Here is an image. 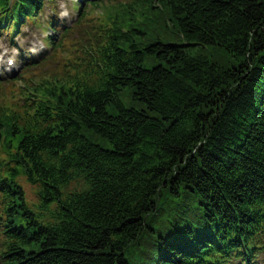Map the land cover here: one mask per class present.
I'll return each instance as SVG.
<instances>
[{
  "label": "trees",
  "instance_id": "obj_1",
  "mask_svg": "<svg viewBox=\"0 0 264 264\" xmlns=\"http://www.w3.org/2000/svg\"><path fill=\"white\" fill-rule=\"evenodd\" d=\"M74 6L0 0V35L50 47L0 81V264H133L143 237L145 264H264V0Z\"/></svg>",
  "mask_w": 264,
  "mask_h": 264
},
{
  "label": "rangeland",
  "instance_id": "obj_2",
  "mask_svg": "<svg viewBox=\"0 0 264 264\" xmlns=\"http://www.w3.org/2000/svg\"><path fill=\"white\" fill-rule=\"evenodd\" d=\"M73 0H59L58 1V14L60 17V21L62 22H69L71 21L74 16L76 15L77 11L75 9V6L72 3ZM117 1V0H114ZM107 5L106 4H102L100 6L101 9H96V13H99L101 15H105V13L108 14L107 10ZM50 10V5H45L44 8V12L42 14L43 17L46 16H50L51 11ZM106 14V16H107ZM95 15V14H94ZM96 16V15H95ZM36 27V28H35ZM169 28L171 29V27L169 26ZM171 32V33H170ZM173 30L167 33V34H162L160 35V38L162 40H168V41H172V40H176L178 39V37L173 34ZM41 34V30H39L37 28V26H30V25H25L22 27L21 32L14 34L12 36H8V35H0V65L2 66V59H3V64L6 68V70L4 72H1L0 74H2L3 76L6 74V72L8 71H16L19 70L21 65H22V60H25V56H29L32 55L35 58H40L39 53L41 52V48H39V45H41V42L38 40ZM37 35V39L35 38ZM11 40H14L15 44H13V42ZM33 47V48H32ZM17 48V49H15ZM49 51V49H48ZM190 53L194 56H202L205 57L209 60H211L212 62L218 63L220 65H223L225 67L228 68H232V67H236L239 65V60L234 58L225 48L223 47H219V46H213V45H209V46H205V47H200V46H196V47H191L190 48ZM23 54L22 56V60L20 59V54ZM14 58L16 60V64L15 66L13 65H8L7 63V59L8 58ZM17 65V66H16ZM146 67H151L149 62L146 61L145 63ZM3 67V66H2ZM4 68V67H3ZM22 69V67H21ZM1 87H5L7 80H1ZM122 102L127 106V107H135L137 109H142L144 108V104L138 100L133 99V96L130 94L129 90L126 89L124 91L121 92V96H120ZM110 111H113L110 107H109ZM96 141H100L98 138L96 139ZM108 144V143H106ZM109 146V144H108ZM110 147V146H109ZM32 189L28 186V194L30 197H33L32 195ZM158 225V224H156ZM141 246L139 247H135L132 246L129 249V255L131 258H133L134 260H131L133 264H145L146 262H148L152 257V254L150 253V243L148 241V243L144 242V237L141 240ZM138 250L140 251V254H138ZM143 250V251H141Z\"/></svg>",
  "mask_w": 264,
  "mask_h": 264
}]
</instances>
